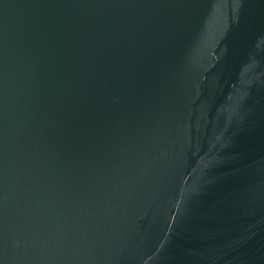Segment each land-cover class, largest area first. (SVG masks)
<instances>
[{
    "label": "water",
    "instance_id": "1",
    "mask_svg": "<svg viewBox=\"0 0 264 264\" xmlns=\"http://www.w3.org/2000/svg\"><path fill=\"white\" fill-rule=\"evenodd\" d=\"M0 264H264V0H0Z\"/></svg>",
    "mask_w": 264,
    "mask_h": 264
}]
</instances>
